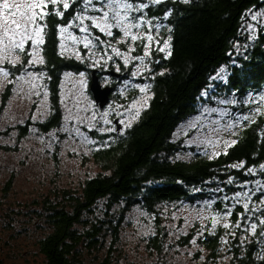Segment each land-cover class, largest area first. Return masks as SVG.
Instances as JSON below:
<instances>
[{"label": "trees", "instance_id": "obj_1", "mask_svg": "<svg viewBox=\"0 0 264 264\" xmlns=\"http://www.w3.org/2000/svg\"><path fill=\"white\" fill-rule=\"evenodd\" d=\"M68 2L71 6L67 10L62 3L59 5L63 18L55 15L56 9L49 5L46 9L49 15L38 21L45 25L42 33L45 43L40 46L44 63L35 69L45 75L50 114L42 122L26 121L19 125V137L26 136L31 129L47 135L59 127V86L64 73L84 72L90 81L91 70L86 63L59 53L58 28L75 22L78 12L86 13L84 0ZM258 12L264 13V0H166L145 9V19L165 23L171 55L168 52L166 56L152 55L148 66L151 82L148 105L131 127L123 133L111 134L105 146L92 153L98 174L85 179L76 190L55 187L32 200L29 216L40 232L36 245L42 264H109L124 212L133 207L153 218L154 232L147 246L161 254L166 234L157 208L178 203L192 205L211 197L214 190L224 196V200L214 204V211L230 213L233 221L235 236L229 240L232 263L264 264V248L250 241L240 246L236 228L241 223L238 218L243 215L241 206H229L230 199L245 184L252 185L256 178L264 181V107L236 132L225 153L214 158L178 159V145L172 142L176 128L195 115L204 101L211 100L209 105L228 98L241 102L248 95L264 91V25L254 26L251 39L245 28L248 16ZM27 53L26 50L19 53L22 63L15 67L9 63L0 65L9 71L11 80L30 69ZM119 68V74L126 73L127 77L128 71ZM223 68L224 82L213 85L211 79ZM108 69L93 70L98 72L99 83L102 77L109 80L111 100L115 98L116 86L126 77L113 79L107 74L112 67ZM203 91H210L209 101L201 98ZM9 93L8 88L1 96L0 115ZM239 109L240 106L231 107ZM249 111V106H243L241 114ZM3 134L0 132V139ZM94 138L102 143L97 135ZM261 200L264 201L258 196L254 202L260 204ZM262 208L258 212L261 215H254L255 219L264 220V203ZM258 232H264V224L259 225ZM222 235L217 231L206 239L212 259Z\"/></svg>", "mask_w": 264, "mask_h": 264}, {"label": "rangeland", "instance_id": "obj_2", "mask_svg": "<svg viewBox=\"0 0 264 264\" xmlns=\"http://www.w3.org/2000/svg\"><path fill=\"white\" fill-rule=\"evenodd\" d=\"M164 1L166 0H161ZM128 2L137 6L141 3L155 5L153 0ZM93 3L95 9L103 8L108 11L109 22L115 24L112 11L107 7L108 0H93ZM145 9L128 13V23L136 25L129 27L128 31L140 37L136 40L125 36L118 27L111 29L112 36L100 33L92 27L90 20H85L84 24L89 26L91 33L89 38L94 45L86 49L83 43L78 44L69 36V33L78 38L85 35L79 30V20L66 24L65 27L72 23V27L64 33L63 40L58 28L59 53L61 43L65 46L61 56L86 63L90 70L101 69L105 72L112 67L111 71L119 73L121 70L119 68L117 71V68L122 67L128 71V75L116 86L115 98L109 100L103 109H99L88 90L89 80L86 74L64 73L59 86L61 122L57 129L47 135L31 129L26 136L19 137L17 131V127L26 121L42 122L50 114L46 78L41 71L35 69L42 64L39 62V58H42L41 45L35 46L37 62L31 64L30 69L16 79L11 80L9 76L5 78L0 73V100L3 92L10 89L9 98L0 115V132H4L0 139V264H42L36 245L40 232L29 216L32 200L48 194L55 187L76 190L85 179L98 174V168L91 160L92 153L105 146L111 134L123 133L126 128L131 127L146 109L151 98L148 66L153 54L167 55L168 48L165 51L160 49L168 44V40L165 36V23L161 24L158 19H145ZM83 15L102 16V12L89 6ZM247 19L245 28L248 39H251L254 26L264 25V13L250 14ZM148 35L153 37L151 42L147 40ZM95 37H99V40ZM113 49L118 50L121 55H116ZM24 50L28 52V62L34 59L29 55L33 51L31 41ZM146 51L149 55H145ZM19 53L21 52L18 51L16 55L20 57ZM77 53L80 59H77ZM125 56L128 58L127 64L124 62ZM29 73H36L39 78L29 76ZM80 73H84V76L81 77ZM225 74L224 68L218 71L211 79L213 85L223 83ZM100 83L102 86H109L106 77H102ZM32 84L37 87L33 88ZM142 88L144 91H141ZM209 94L210 91H203L201 98L209 101ZM262 96L264 91L257 95H248L241 102L228 98L209 105L211 100L204 101L197 113L183 121L172 135V142L179 149L177 158H214L225 153L233 144L236 132L260 114L264 107ZM232 106H240L239 111L231 110ZM243 106H249L251 112L241 114ZM114 119L118 121V132L113 123ZM106 120L111 123H105ZM94 135L101 138V144ZM9 181L11 183L7 185ZM215 191L211 193V197L192 205L178 203L157 208L160 225L166 234L165 247L161 254L149 250L147 246L148 238L154 232L153 218L136 207L125 211L119 240L111 250L112 261L109 264H234L232 249L229 248V243L232 242L229 240L235 236L231 226L233 221L230 220V213L219 214L214 211V204L218 200H224V196ZM237 194L230 199L229 206H241L243 215L238 218L241 223L236 228L240 246H245L250 241L256 242L259 248H264V238L261 237L264 232H258L262 219L254 218V215H261L258 212L263 210L264 201L257 204L254 200L258 196L264 199V181L256 178L252 185L245 184ZM245 203L248 204L247 209L244 208ZM231 211L232 209L229 212ZM225 224L229 227L226 228ZM253 224L256 225L255 232L252 230ZM217 231L224 236L219 238L218 251L212 259L206 239ZM85 260L88 261V258L85 257Z\"/></svg>", "mask_w": 264, "mask_h": 264}, {"label": "snow or ice", "instance_id": "obj_3", "mask_svg": "<svg viewBox=\"0 0 264 264\" xmlns=\"http://www.w3.org/2000/svg\"><path fill=\"white\" fill-rule=\"evenodd\" d=\"M61 2L62 0H0V63H9L13 67L22 63L20 57L16 55V53L18 51L23 52L29 41H31L33 45V51L29 53V55L34 57V59L29 60V64L31 65L36 63L37 59L35 58V46L43 45L45 43L44 36L42 35L45 25L38 23V21L45 20V18L49 15V12L46 10L49 5H52L56 9L55 15L63 18L64 12L59 10ZM185 2H188V0H185ZM153 3L159 4L161 3V0H153ZM62 6L63 9L67 10L71 5L68 0H63ZM89 6H92L93 9L98 12H102V16L89 17L78 12L75 19L80 21L79 30L85 33V35L82 38H78L69 33L70 38L74 42L78 44L83 43V46L86 49L89 48L90 45H93L92 39L89 38L91 35L89 26L84 24L85 20H90L93 28L98 29L100 33H105L108 36L113 35V32L111 31L113 27H118L123 31L125 36H131L132 40L140 39V37L132 35L128 31L129 27L136 26L135 24L128 23L130 20L128 13L132 10L140 11L147 8V4L141 3L137 6L128 2V0H108L107 7L112 11V18L115 20V24L109 22L110 13L108 11H104L103 8L95 9L93 0H84V8L87 9ZM149 23L151 22L149 21ZM71 27L72 23H70L67 27H59L62 40L64 38V33ZM95 39L99 40V37H95ZM147 40L151 42L153 37L148 35ZM64 47V44L61 43V55L63 54ZM168 47L169 45L165 44V47L161 48L160 51H165ZM113 51L116 55H121L118 50L113 49ZM76 55L77 59L81 58L79 53ZM145 55H149V53L146 51ZM168 55H171V52H168ZM109 59H111V57H109ZM39 62L44 63L43 58H39ZM124 62L125 64L128 63V58L126 56L124 58ZM117 71H119V67L117 68ZM0 73H2L5 78L10 75L9 71L4 68H0ZM133 75H135V73H133ZM29 76L36 79L39 78L36 73H29ZM80 76L83 77L84 73H80ZM81 83H84V81H81ZM32 87L36 88L37 85L32 84ZM141 91H144V89L142 88ZM36 94L39 95L38 92ZM262 99H264V96H262ZM213 111H215V109H213ZM105 115H107V113H105ZM137 115H139V113H137ZM105 123L111 122L106 120ZM121 123H123V121H121ZM108 130L114 131L115 129ZM77 134H79L78 129ZM244 208H248L247 203L244 204ZM260 223L264 224V220H261ZM224 226L226 228L229 227L227 224ZM255 229L256 225L253 224V232H255ZM193 243H195V241H193Z\"/></svg>", "mask_w": 264, "mask_h": 264}, {"label": "water", "instance_id": "obj_4", "mask_svg": "<svg viewBox=\"0 0 264 264\" xmlns=\"http://www.w3.org/2000/svg\"><path fill=\"white\" fill-rule=\"evenodd\" d=\"M97 70H91V77L89 81V87L88 90L91 94V97L94 101L95 106H97L99 109H103L104 106L109 102V97L111 95L112 89L110 87H102V85L99 83L98 77L96 76ZM109 76H111L113 79H122L126 77V73L119 74L115 73L113 71L107 72ZM117 120H114L113 123L116 125V132H118L119 127L117 126Z\"/></svg>", "mask_w": 264, "mask_h": 264}]
</instances>
